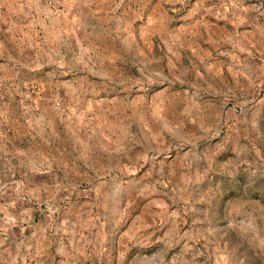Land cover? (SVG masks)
Returning <instances> with one entry per match:
<instances>
[{"label": "crops", "instance_id": "crops-1", "mask_svg": "<svg viewBox=\"0 0 264 264\" xmlns=\"http://www.w3.org/2000/svg\"><path fill=\"white\" fill-rule=\"evenodd\" d=\"M219 5L228 13L220 0H65L54 14L0 0V264H68L86 245L96 193L124 170L109 159L138 151L125 126L141 76L208 65L229 29Z\"/></svg>", "mask_w": 264, "mask_h": 264}, {"label": "rangeland", "instance_id": "rangeland-1", "mask_svg": "<svg viewBox=\"0 0 264 264\" xmlns=\"http://www.w3.org/2000/svg\"><path fill=\"white\" fill-rule=\"evenodd\" d=\"M220 1L213 69L141 76L125 126L138 151L109 159L124 170L108 172L68 264H264V0Z\"/></svg>", "mask_w": 264, "mask_h": 264}, {"label": "built area", "instance_id": "built-area-1", "mask_svg": "<svg viewBox=\"0 0 264 264\" xmlns=\"http://www.w3.org/2000/svg\"><path fill=\"white\" fill-rule=\"evenodd\" d=\"M48 6L52 10L54 14H59L64 11V2L65 0H46ZM38 88L37 87H32L29 91V95H34L37 93ZM63 111H65V108H61Z\"/></svg>", "mask_w": 264, "mask_h": 264}]
</instances>
